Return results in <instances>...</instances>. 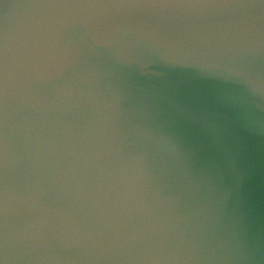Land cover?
Wrapping results in <instances>:
<instances>
[{
  "label": "water",
  "instance_id": "95a60500",
  "mask_svg": "<svg viewBox=\"0 0 264 264\" xmlns=\"http://www.w3.org/2000/svg\"><path fill=\"white\" fill-rule=\"evenodd\" d=\"M0 264H264V0H0Z\"/></svg>",
  "mask_w": 264,
  "mask_h": 264
}]
</instances>
